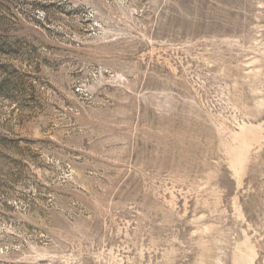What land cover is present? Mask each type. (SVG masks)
<instances>
[{"label": "rangeland", "instance_id": "1", "mask_svg": "<svg viewBox=\"0 0 264 264\" xmlns=\"http://www.w3.org/2000/svg\"><path fill=\"white\" fill-rule=\"evenodd\" d=\"M0 264H264V0H0Z\"/></svg>", "mask_w": 264, "mask_h": 264}]
</instances>
